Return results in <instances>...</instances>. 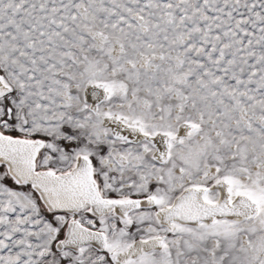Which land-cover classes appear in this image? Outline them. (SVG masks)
<instances>
[{
    "label": "snow or ice",
    "instance_id": "1",
    "mask_svg": "<svg viewBox=\"0 0 264 264\" xmlns=\"http://www.w3.org/2000/svg\"><path fill=\"white\" fill-rule=\"evenodd\" d=\"M0 264H264V0H0Z\"/></svg>",
    "mask_w": 264,
    "mask_h": 264
}]
</instances>
